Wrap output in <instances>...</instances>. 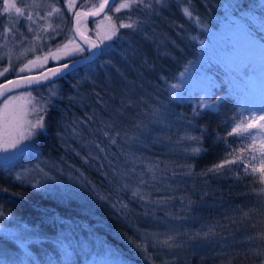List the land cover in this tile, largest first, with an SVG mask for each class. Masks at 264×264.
I'll list each match as a JSON object with an SVG mask.
<instances>
[{"label": "trees", "instance_id": "1", "mask_svg": "<svg viewBox=\"0 0 264 264\" xmlns=\"http://www.w3.org/2000/svg\"><path fill=\"white\" fill-rule=\"evenodd\" d=\"M148 2L153 3L152 9L107 12L114 23L131 22L129 15L133 20L141 21L142 31L134 33L130 29H120L121 39L114 44L109 43V53L115 49L116 53L123 55L99 57L91 72L78 71L54 83L25 90L35 93L55 84L58 96L53 98L46 114V129L37 136L38 149L8 166L0 165V213L10 216L14 222L17 220L16 223L24 221L31 227L37 226L40 215L49 216L53 210L65 220L59 222L55 219L53 227L39 222L33 238L26 239V244L33 245L23 249L22 246L16 249V243L20 242L16 241L18 234L0 236V264H66V256L76 263L79 259L86 260V254L97 257L93 259L99 264H128L133 251L145 255L135 244L140 242L141 235L146 238L148 232L169 233L176 237L175 243L182 245L177 251L183 254V261L176 264H260L261 257L249 250L264 247V241L249 240V237L264 232V195H258L264 184L259 183L256 177L245 175L238 165H226L219 173H209L207 176L200 173L224 160L229 146H238L236 137L227 136L231 129L226 121L235 115L241 103V96L237 92L240 80L236 68H241L248 61L234 60L230 65L223 59L227 53L236 54L243 51L242 47H256L264 42V0H190V3L186 0H166L164 7L153 0ZM184 7L193 9L205 28L189 20L183 13ZM92 24L90 22L89 26ZM194 36L195 40L192 39ZM201 39L205 40L204 45L199 43ZM253 40L257 42L256 45L251 43ZM254 59L259 65V58ZM108 60L113 61L114 67L106 65ZM189 64L186 78L195 76V80L190 85L185 82L183 100L170 102L168 85L178 82L179 73ZM115 69H119V72ZM94 71L100 74L98 79L92 76ZM106 71H112L113 79L116 77L140 84L143 90L152 95L153 98L148 99L158 101L154 105L168 106L171 118L177 115L176 123L168 126L165 135L162 131L154 145L140 144L141 148L135 151L133 146L125 144L124 133L132 132L135 124L146 121L148 108L149 112L151 110L147 98L140 101L134 95L129 96L127 91L107 78ZM230 76H235V79ZM196 82L199 89L190 91ZM253 83L257 90L258 83L254 80ZM206 89L210 90L213 98L216 95L225 98L222 110L219 113L202 112L201 116L193 117L195 98ZM96 92L102 93L106 109L98 104ZM121 100H130L134 106L120 114L116 110L120 108ZM94 113L96 118L86 122ZM101 119L115 124L114 128L108 129L110 132L120 131L116 145H112L109 137L103 135ZM188 120L192 121L193 128L185 127ZM195 126L206 129L204 147L207 151L193 157L184 151L188 142L179 141L186 132L199 136L200 132ZM218 137H225L226 140H219ZM165 138H168L167 148L175 150L176 155L165 154L161 146ZM96 144L105 148L106 152H100ZM130 150L135 151L146 165L155 164L156 159L165 157L169 168L178 175L172 177L171 174V179L157 176V179L149 180L151 174L145 172L149 185L142 186V190L150 193L151 201L161 197L174 199L166 203H150L133 198L130 189L121 190L125 180L129 184L131 180H137L135 175L122 180L116 174L132 167L125 158ZM43 159L52 160L72 175L77 188L96 207L80 208L68 200L56 202L14 181L15 170ZM140 164H136L137 173L145 171V168L139 167ZM188 165L193 166L191 176L183 175L188 171ZM184 178L193 181L195 189H187L179 184L180 179ZM189 199L192 201L190 206ZM149 209L156 211L150 212ZM45 210L48 213L42 212ZM83 217L88 220L92 231H86L80 224L79 219ZM138 218L145 220L140 223ZM8 224L11 226L13 222ZM209 229L215 234L207 240H190L192 234ZM80 236L91 244L88 253L68 250L70 237L76 239ZM4 250L3 255L1 252ZM211 252H215V256ZM153 259L149 261L155 264Z\"/></svg>", "mask_w": 264, "mask_h": 264}, {"label": "snow or ice", "instance_id": "2", "mask_svg": "<svg viewBox=\"0 0 264 264\" xmlns=\"http://www.w3.org/2000/svg\"><path fill=\"white\" fill-rule=\"evenodd\" d=\"M87 0L81 3L80 7L84 8ZM155 4L162 7L166 6V0H153ZM190 3V0H186ZM23 7L17 5V0H3L2 9H0V38H6L9 35L15 36L19 34L24 36V33L20 31L19 24L20 21H24L25 30L33 34L35 40H40L41 35L36 32L33 24L35 23L34 16L27 11L29 8H40L47 7L49 9L44 16H39L38 19L46 20L52 17L54 14H58L61 19H64L63 11L61 8L57 7L55 4L46 3V0H31V3H25L21 0ZM76 7V0H65V9L71 11ZM106 7H109V0H100L99 4H92L88 11H76L73 13L74 25L72 28L68 29L69 35L64 38V41L56 45L55 51L51 48L47 53H45L43 60L46 61L50 57L54 60H60V53L64 54V59L67 62L59 64V66L49 69L48 73H43L41 76H18L17 79H8L4 82H0V161H7L15 158L18 155L25 153H33L36 151L37 145L34 142V138L42 131L46 129L45 118L48 112L52 100L54 97L58 96L55 89H49L48 97H40L37 99L33 97L31 92L26 93L29 97V103L31 104V109L34 113V119L25 121L26 126H22L17 120L15 115L9 111L13 102L18 100L20 97L16 95H9L15 89L21 87L22 85H32L33 83H40L41 81H48L50 77L63 76L66 73H76L78 71L91 72L93 65L95 64L97 58L103 57L110 54L123 55L122 53H116L113 49V53H109L107 49L110 47L109 44H105L104 41L115 43L116 40L121 39L120 29H130L134 33L142 31L141 21L139 19L133 20L132 16H128L129 23H124L118 21L109 26L108 31L101 38L99 44L96 41L90 40L89 37L85 36L84 32L81 31L80 25L82 23V18L87 16H98ZM153 3H149L148 0H112V5L109 7L110 12H120L123 9L135 10L141 8L152 9ZM264 7V6H262ZM184 15L191 21H194L202 29L205 28L201 18L195 14L194 10L190 7L183 8ZM14 14V15H13ZM106 20L111 21V16H105ZM43 30V26H40ZM48 28H53L51 22L47 25ZM59 27L58 25L56 26ZM182 27V25H181ZM206 30V29H205ZM53 31L56 35H60V32ZM79 36L87 47H82L80 44H76V36ZM99 36V33H97ZM27 39V37H24ZM49 39H54V37H49ZM193 40L196 37H192ZM201 45L205 44V40H199ZM252 44L256 45V41L253 40ZM104 46L101 47L100 45ZM261 55H259V65L264 66V42L257 45ZM29 51H35V49H29ZM83 54L79 59H67L70 56H75L76 54ZM126 58V57H125ZM2 59V57H0ZM40 57H36L35 60H28L23 67L18 69L19 73H23L26 70L30 71L32 66H37V62L40 61ZM257 62L250 56L247 63L243 64L239 71L240 83L237 85V92L241 96V103L238 105L239 110L230 117L226 123L230 126V131L227 132L228 137H236L239 141L236 148H231L229 146V152L227 157L220 163L214 164L211 168H208L205 172L200 173L201 176H207L209 173L216 174L224 169L226 165H238L243 169L245 175L256 177L259 183L264 184V87L259 88L257 93L254 83L253 75L257 71ZM106 65L109 67H114L113 61H106ZM42 66V64L40 65ZM191 65L185 66L184 70L179 73L180 80L176 83H170L169 87V99L171 101H180L184 99L183 90L186 87L185 78L189 73V67ZM119 72V69H115ZM9 68H3L0 70V77H4L8 73ZM94 83V82H93ZM97 97V102L99 105L107 108L106 102L103 98L101 92L95 93ZM71 99V98H70ZM225 98L220 95L212 96L210 90H204L200 95L195 98V107L192 109L193 117H199L202 112L219 113L222 110ZM133 102L128 100H121V106L116 111L120 114L128 108L132 107ZM171 113L168 106L158 104L151 109V116L153 125H164L171 122ZM95 113L93 116L88 117L90 122L95 119ZM101 125L103 126V135L109 137V142L112 145L118 143L117 137L121 136L120 131L115 133L110 132L108 129L114 128V123H108L107 121L101 119ZM186 128H193L191 120L185 123ZM198 128L200 135H192L186 132L185 135L180 137V143L188 142V147L184 148V151L193 157L199 156L207 151L204 147V137L206 129L195 126ZM135 132L129 135L127 132L124 133L125 144L129 147L132 145L143 144L144 139H150L152 129L144 124L143 122L134 125ZM75 132V128L73 129ZM143 138V139H142ZM219 140H226L225 137H218ZM96 147L100 152H106V149L96 144ZM247 153V155H245ZM98 158V157H97ZM127 162H130L132 167L126 168L123 172L117 171V176L125 180V178L135 175L137 177L136 184L132 187L129 183L125 182L121 186V190H131L133 198H139L140 200H148L150 203H166L174 197H161L156 201L150 200V193L142 190V186L149 185V181L144 179L145 171L137 173L136 164L143 163L141 157L137 156L135 151H129L125 154ZM87 157L85 162H87ZM111 163V162H110ZM188 171L184 172L183 175L191 176L192 167L191 165L186 166ZM166 170V169H165ZM40 171H43L42 169ZM116 171V170H114ZM157 171L163 172L159 168V162L155 164H148L146 166V173L151 174V179H157ZM47 175V173H45ZM178 174L172 171V177H176ZM239 175V174H237ZM23 177L18 175L16 179L20 180ZM39 187V185H35ZM6 191V189H5ZM258 195H264V187H262ZM183 200L184 198L181 197ZM192 201L188 200V205L190 206ZM126 207V205L124 206ZM3 215V213H0ZM245 216L248 213H244ZM213 230L209 229L206 232L194 233L190 236V240L203 239L207 240L210 236L214 235ZM175 236L168 235L163 240H160L158 235L154 237L155 245L165 246L169 249L182 247L175 243ZM258 239L264 241V232H260L256 237H249V240ZM136 248L140 251H147V243L145 240H141L135 244ZM253 255L261 257L260 264H264V247L252 248L249 250ZM117 264H123V262H117ZM230 264V262H229Z\"/></svg>", "mask_w": 264, "mask_h": 264}, {"label": "rangeland", "instance_id": "3", "mask_svg": "<svg viewBox=\"0 0 264 264\" xmlns=\"http://www.w3.org/2000/svg\"><path fill=\"white\" fill-rule=\"evenodd\" d=\"M24 2L30 4L31 0H24ZM84 2H85V0H76V7L73 8L71 11H68L65 9V0H46V3L55 4L57 7L64 10L63 11V15H64L63 20L61 19V17L58 14H54L52 17H49L46 20L38 19L39 16L46 15L47 11L49 10V9H47V7L27 9V11L30 12L31 14H33V16H34L35 23L33 24V27L35 28L36 32L41 35V39L35 40L33 37V34L27 32L25 30L23 20L20 21L19 28H20V31L24 33V36L16 34L15 36L9 35L6 38H0V57H2V59H0V70H2L3 68H6V67L9 68L8 73H6L4 77H0V80L4 79L6 77H10V76L14 77V76H19V75L35 73V72H38V71L46 68V66L48 67L49 64L55 65V64H59V63L67 61L66 59L63 58L64 57L63 53H60V55H61L60 60H54L50 57L48 60L44 61L43 57H44L45 53H47L49 51L50 48L53 51H55L56 45L62 43L64 41V38L69 35L68 29L71 28V17L73 15V13L79 9H89V7L92 4H98L100 2V0H87L85 7L81 8L80 5H81V3H84ZM17 5L23 7L21 0H17ZM2 6H3V0H0V9H2ZM122 11H125V9H123ZM106 15L109 16L108 13H105L102 17L98 18L97 20L92 21L93 24L91 26H89V24H88V28H89L88 34L93 36L97 41H98V38H99V40H101V38L104 36V34L108 31L109 26L114 23V19H111V21L106 20L105 19ZM0 19H3V17H0ZM49 22H51V24L53 25V28L47 27ZM57 25L59 26L58 28L56 27ZM40 26H43V30L41 29ZM54 28L56 29V31L60 32V35H56V33L53 31ZM97 33H99V36L97 35ZM24 37H27V39H25ZM49 37H54V39H49ZM75 43L78 44L76 41H75ZM104 43L109 44L110 42L104 41ZM33 48L35 49V51H29V49H33ZM242 50L243 51H241V52H236V54L227 53V55H224L223 60L227 63H230V65H232V62H234V60H239L240 62L241 61L245 62V61L249 60L250 56L253 58H259V55H261L259 48L257 46L256 47H250V48L242 47ZM81 55H83V54L78 53L75 56L68 57L67 59H74V58L80 57ZM36 57L41 58V60L37 62V66H32L30 71L26 70L23 73L18 72V69L20 67H23L24 64H26L28 60H35ZM41 64H42V66H40ZM121 65H122V63H121ZM256 66H257V71L253 75V80H254V82L256 81V83H258V89L256 90L258 93L259 88L264 87V66H261V68H260V65H256ZM233 69H234V67H233ZM236 71L239 73L238 68H236ZM92 76L94 78L98 79L100 74L97 71H94V72H92ZM106 76H107V78L111 79L112 82L119 85L120 88L127 91L129 96L134 95L140 101H144V99L146 100V98H147L148 106L150 107V110L153 107L157 106L154 104L158 101L156 99H148V98H151L152 95L150 93L146 92V90H143V87L140 84H136L135 82H125L124 79L116 78V77H115V79H113L114 74L112 73V71H106ZM230 78L235 79V76H233V78L230 76ZM194 80H195V76H188L187 78H185V82H187L188 85H190ZM193 84H196V85L193 86L192 90H190V91H193L197 88L199 89V87H198L199 83L196 82ZM50 88L55 89V91L58 93L57 86L55 84H52V85H50V87H48L46 89H42V90L37 91L35 93L31 92V94L33 97H36L37 99H39L40 97H48ZM28 92L29 91H21V92L11 94V95H16V96L20 97L18 100L13 102L9 111L15 115L16 120L22 126H26L25 121L34 119V113L32 111H30L31 104L29 103V97L26 95V93H28ZM152 100H153V105L151 104ZM175 116H177V115L174 114V116L172 118L170 117L171 122L167 124V127H164V125H153L151 123V121H152L151 112H149V108H148V118L146 121H143V122H144V124L148 125L152 129V133H151V138L150 139H144L143 144L146 146L154 145L155 141H157V138H159V134L163 131L164 135H165V133H167V131H168V129H167L168 126H170V124L173 125L176 123L177 118ZM133 132H135V130H132V132L127 131V133L129 135H131ZM37 136L34 138V142L37 145L36 150L38 149ZM167 139L168 138L162 139L161 146L163 147V150H165L166 155L173 156L177 152H175V150H169L167 148V145H166L167 141H168ZM159 140H161V139H159ZM132 146L134 147L135 151L139 150V148H141L140 144L139 145H132ZM135 148H138V149H135ZM143 148L145 151L147 150V152H148V149H146L145 147H143ZM141 153L144 154L145 152H141ZM29 154H32V153H25L22 155H18L15 158L7 160V161H0V165L8 166V165L15 163L16 161H18L22 158H25ZM0 155H3V154H0ZM180 155H181V153H180ZM155 161H156L155 163L159 162V168L161 170H164L163 172L157 171L156 175L160 176L161 178L165 177V178L171 179L169 177H171L170 175L172 174V170H171V167L169 168V166H168L169 164H168L167 160L165 159V157H162V158L160 157L159 159H156ZM141 164L139 165V167H142V169L145 168V172H146V166L150 163H147V165H146L143 162ZM178 167H180V166H178ZM41 169L43 171H40ZM168 172L170 174H168ZM45 173H47V175H45ZM18 175H21L23 178L20 180L16 179V177ZM147 175H148V173H147ZM71 176L72 175H70L68 172L63 171L61 169V166L57 165L55 162H53L50 159H43V160H40V161H38L32 165H24L23 168L17 169L13 172V179L18 184H20L24 187L31 188L34 191L37 190V192H39L43 196H45V197L48 196V197L54 199L56 202H66L68 200V201H72L73 204H76V206H78L80 208H82V207H96V204H94V202H92V200H90L86 196V194H84L83 192H81L77 188V186L75 185V180ZM148 178L149 177L144 176L145 180H148ZM184 179L185 180L180 179L179 184H182V186L187 187V189H189V188L195 189L194 186H196V185L194 184L193 181H190L187 178H184ZM73 180H74V182H73ZM149 180H151V178H149ZM131 181L132 182H130V184H132V185L136 184V181H134V180H131ZM37 184L39 185V187L35 186ZM54 211L55 210L51 211L49 216H47V214L46 215H40L38 220L36 221V223H37L36 227H31V225H28L24 221L22 223H20V222L16 223L17 220L15 222L10 220L11 219L10 216L0 215V236H5V237L6 236H17V234H18L19 237L16 238V241L19 240L20 242L18 244L16 243V245H15L17 247L16 249H19L21 246L23 249V248H25V246L33 245L32 243L26 244V239L29 240V238H33L32 236H33L34 230L38 227L39 222L41 224H44L45 226L53 227L55 219H58V221L59 220L60 221L65 220V218L60 217L58 215V213L54 212ZM148 211L155 212L156 210L153 211V210L149 209ZM42 212L44 214L48 213L47 210L42 211ZM161 213H162V211H161ZM162 214H164L165 217H168L167 214H165V213H162ZM79 220L81 221V222L79 221L80 224L85 227L86 231H88V232L92 231V227H90L89 224L87 223L88 222L87 219H85L83 217ZM95 220H98V219H95ZM143 220H145V219L144 218H138V221L140 223L143 222ZM12 222H13V224L10 226V224H8V223H12ZM99 223H100V220H99ZM157 235H158L160 240H163L168 235L173 236V234L157 233V232L156 233L148 232V235L146 238H144L141 235V238L143 240H145V242L148 245V247H147L148 252H145V255H142L143 253L141 255H138V253L133 251L131 253L132 254V260L128 264H153L151 261H149V259H152V257L154 258L153 260L155 261V264H176L178 261L183 259L182 251H177L179 249V247L177 249L176 248L169 249L165 246L156 245V248H155L154 247L155 245L153 244V242H154V237ZM142 239H140V241ZM90 246H91V244L89 245L87 240L83 239V237H81V236H80V238L77 237L76 239H72V237H70L68 250L72 249L75 253L79 252L80 254L81 253L83 254V253H88V249ZM40 252H41V249H40ZM142 252H144V251H142ZM1 253L2 254L5 253V250L2 251ZM211 254H212V256H215V252H211ZM168 255L171 257V259L168 257ZM176 256H177V258H176ZM133 257L135 260H133ZM164 257H166V258L162 259ZM93 258H94L93 255L86 254V260L92 262V264H99V261L97 262L96 260H94L97 257H95L94 259ZM72 260L73 259H69V257L66 256L64 261L66 262V264H88V262L85 259H79L78 261H76V263H75V261H72ZM93 261H95V262H93ZM162 261H163V263H162Z\"/></svg>", "mask_w": 264, "mask_h": 264}, {"label": "water", "instance_id": "4", "mask_svg": "<svg viewBox=\"0 0 264 264\" xmlns=\"http://www.w3.org/2000/svg\"><path fill=\"white\" fill-rule=\"evenodd\" d=\"M111 5H112V0H109V7H111ZM109 7H106L102 12H100V14L98 16H87V17H83L82 18V23L80 25L81 31H83L82 30L83 27H87L88 28V24L90 22H92L94 20H97L98 18L102 17L105 13H107L108 10H109ZM77 11H88V9H79ZM73 25H74V19H73V15H72V17H71V28L73 27ZM88 30H89V28H88ZM84 34H85V36L89 37L90 40L96 41L99 44V42L93 36L89 35L86 32H84ZM75 41L78 44H80L82 47H85V48L87 47V45L84 44L83 40L78 35L76 36V40ZM79 58L80 57H77V58H74V59H79ZM65 62H67V61H65ZM62 63H64V62H62ZM59 64H61V63H59ZM59 64L50 65V66H48V67H46V68H44V69H42V70H40L38 72H35V73L25 74V75H19V76L20 77H23V76L38 77V76H41V74H43V73H48L49 69L54 68V67H57V66H59ZM68 74H71V73H66L63 76H58V77H50V80H48V81H41L38 84L37 83H33L30 86L29 85H22L21 87L15 89L12 93H8V94L11 95V94H14V93H17V92H21V91L30 90V89H34V88H39V87L45 86V85H48V84H51V83H54V82L60 80L61 78L65 77ZM17 78H18V76H14V77H11L9 79L15 80ZM6 80H8V79H6ZM6 80H4V81H6ZM4 81H2V82H4Z\"/></svg>", "mask_w": 264, "mask_h": 264}, {"label": "bare ground", "instance_id": "5", "mask_svg": "<svg viewBox=\"0 0 264 264\" xmlns=\"http://www.w3.org/2000/svg\"><path fill=\"white\" fill-rule=\"evenodd\" d=\"M82 30L86 33H88V28L87 27H83Z\"/></svg>", "mask_w": 264, "mask_h": 264}]
</instances>
